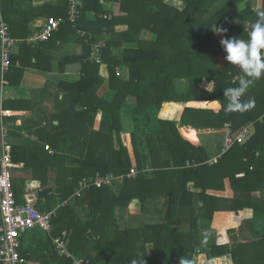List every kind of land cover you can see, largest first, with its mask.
Here are the masks:
<instances>
[{
	"label": "trees",
	"instance_id": "trees-1",
	"mask_svg": "<svg viewBox=\"0 0 264 264\" xmlns=\"http://www.w3.org/2000/svg\"><path fill=\"white\" fill-rule=\"evenodd\" d=\"M100 1L81 0L76 22L61 24L39 48L23 42L5 76L15 83L14 78L24 71L25 56L40 60L45 50L55 48L57 41L70 34H78L83 42L81 55L67 56L60 62L62 67L81 62L82 75L62 85L66 96L56 109L58 125L51 119V129L36 130L40 141L33 146L22 140L12 143L8 132L13 162L23 163L24 170L30 171L41 187H54L48 196L37 200V207L42 211L57 208L51 234L35 228L22 235L20 251L26 264H73L71 257L53 245V237L64 234L68 250L87 264H133L141 257L144 264H180L181 260L195 264L201 253L215 264H222L221 256L228 254L235 264H264V76L254 80L241 97L244 103L251 100L252 107L230 111L223 91L237 87L244 74L236 65L222 67L216 62L222 51L216 29L222 38L247 39L246 22L250 21L251 29L257 11L264 9H255L250 0L243 10L236 5L239 0H228L215 14L212 9L220 0H181L183 8L168 0H108L119 5L114 13ZM59 3L64 10L67 6L66 12L60 13L67 17L69 2ZM1 5L12 36L19 38L33 33L32 21L54 15L44 6L33 8L31 0H1ZM209 11L212 16H208ZM103 13H110L111 19L100 17ZM119 25L127 27L119 31ZM101 41L106 45L98 63L93 49ZM103 65L107 66V77L100 74ZM206 79L214 81L213 89L204 88ZM132 97L134 108H125ZM196 101H220L222 109L215 112L187 106ZM4 107L19 110L31 106L30 100L19 98L6 99ZM99 112L102 121L96 130L92 123ZM8 119L12 122L17 118ZM226 124H230L232 136L245 127L251 132L227 150L221 147L213 160L204 146L192 144L179 131L184 126L218 130ZM24 125L14 123L13 131H23ZM123 131L128 132V144L120 141L116 149L115 137L121 140ZM12 136L15 139L14 133ZM147 159L151 172L144 163ZM132 168L138 170V177L117 181L123 184L119 195L111 185L93 186L81 196L74 195L84 177L97 172L126 175ZM226 179L230 180L231 195L213 194L226 190ZM12 180L17 201L22 202L23 186L15 177ZM190 182L200 192L190 191ZM135 198L144 213L149 211V203L164 199L166 222L123 225L116 210L128 207ZM66 200L68 203L60 206ZM243 221L258 235L253 240L230 244L221 236L219 242L202 244L204 227L223 230L227 226L224 222L241 225ZM177 222L189 224L188 231H177ZM222 230L219 235H223ZM146 243H154V255L146 254L142 245Z\"/></svg>",
	"mask_w": 264,
	"mask_h": 264
},
{
	"label": "crops",
	"instance_id": "crops-1",
	"mask_svg": "<svg viewBox=\"0 0 264 264\" xmlns=\"http://www.w3.org/2000/svg\"><path fill=\"white\" fill-rule=\"evenodd\" d=\"M63 1L69 2V0H63ZM79 1L81 2V0ZM179 1L181 2V4L183 3L181 0ZM227 1L228 0H220V2H218L215 5V7L212 9L213 12L220 9L224 4L227 3ZM250 1L252 2V0ZM59 2L60 0H31V5L35 9H40L41 7L44 6L46 9L48 8V12H50L51 14H54L53 16L59 15V17L66 18V16L60 15V13L64 11L66 12L67 6L65 5V10H64V8L61 6ZM100 2L105 6L107 10L111 12H114V11L116 12L118 10L119 5L116 2H111L108 0L106 2H104V0H101ZM23 4L26 6L27 3L24 2ZM69 6H70V3H69ZM253 7L257 8V6L255 5H253ZM103 14H106V13H103ZM0 17L4 19L3 13H2L1 0H0ZM47 17H49V15L40 16L38 19L32 21V23L30 24V28L33 29V33L45 23ZM126 27L127 25H119L117 26V30L122 31L126 29ZM56 36H58V33L55 35V37ZM16 38H19V37H16ZM27 38H19V39L26 40ZM22 44H20L16 48V52H18V49L20 48ZM41 45L42 43L39 46H34V47L39 48ZM83 47L84 45H83V42L80 36L78 34L75 36L74 35L71 36L70 34L65 40L57 41L55 48H52V49L49 48L45 50V52L41 54L40 60H37L36 57H33L30 59L28 55L25 56L24 57L25 65H23L24 71L23 73L19 74L18 76L14 78L16 82L11 83L9 82V80H7V83L1 86L0 96H3L2 97L3 105L6 99L9 101L11 100L13 101L17 99L19 100V98L30 100V106H31L30 109L28 108V109L15 110L12 107H6V109H10L14 112L13 116L5 117V122L7 124L8 132L10 133V141L12 143L14 140L16 141L18 140L20 142L23 141L25 143H29L30 146H33L37 144V142L39 143L40 141L38 133L35 132L36 130L37 131L41 130L40 128L51 129L52 127L49 125V122L51 119H54V124L58 125L59 122L57 118L59 117L58 116L59 113L57 112L56 109L59 107L60 100L63 99L64 96H66L65 89L62 85L64 83L75 82L79 80L82 75V63L81 62H69V63H66L64 67L61 66L60 62L63 61L67 56L71 57L75 55H81L83 52ZM17 64L20 66L22 63L21 61H18ZM106 67H107L106 65H103L100 70V74L104 77H107V74H108ZM5 96H10V97L5 98ZM57 96H59V99ZM127 102H135V98L133 97L129 98ZM204 102L205 101L188 102L187 106H190V104H199L201 105L200 109L208 108V109H213L215 112H219L222 109V104L220 101L206 102L209 105H205ZM15 116L17 119L11 120L12 122H10L8 118H12ZM101 121H102V113L99 112L92 123L93 124L92 128L98 130L100 128ZM14 123L16 126L24 125L25 123L24 125L25 129L23 131L20 130L21 132L17 130L13 131L12 125H14ZM184 128H186V130H195L198 133L197 140H191L189 137L186 139L196 146H204L210 155L209 156L210 160H213V158H215L220 153L221 147L223 149L224 144H225V136H226L225 127L217 130V129H211V128L196 129L191 126H184V127H180L179 131H183ZM12 133H14L15 139L12 136ZM121 135H122L123 144L127 145L128 144V140H127L128 132L123 131L121 132ZM213 141L215 143H213ZM115 147L116 149L120 148V145L117 146L115 142ZM76 165L77 164H75V166ZM13 174H14L15 179L17 180L19 178L25 179V184L22 187L23 191L19 197L21 201H23V195H24V192L27 186L33 183L37 185L39 184L41 185V182H39L38 180L32 179V175L30 171L24 170L23 163L18 164V167L15 168ZM54 175H55V172L51 171L50 176L54 178ZM243 175L244 174L242 173L239 176H243ZM225 182H226L225 183L226 190L220 191V192L216 191V193H213V194H217L218 196H230L232 192L230 180L226 179ZM116 183L112 184L111 186H112L114 193L116 195H119L122 191L123 184H120V183L116 184ZM50 186L53 187L52 185ZM189 189L192 192H196V193L200 192V189L195 188L194 183L192 182L189 183ZM136 200H139V199L137 198L133 199L134 202ZM155 203L156 201H153L148 204L150 209L147 213L143 212L141 205L139 208L138 204L135 205V203L134 204L131 203L128 207L117 208L116 214L119 220L122 222V224L128 227H139L147 223L160 224L165 221V217L162 211L163 209L162 208L156 209L154 206ZM177 223L175 224V227ZM204 229H206V227H204L202 231ZM145 246L147 248V250L145 248L146 254H149V255L155 254L156 251H155L154 243H146ZM204 255L206 254L204 253Z\"/></svg>",
	"mask_w": 264,
	"mask_h": 264
},
{
	"label": "built area",
	"instance_id": "built-area-1",
	"mask_svg": "<svg viewBox=\"0 0 264 264\" xmlns=\"http://www.w3.org/2000/svg\"><path fill=\"white\" fill-rule=\"evenodd\" d=\"M69 3L68 17H47L45 23L26 40L12 36L9 24L0 17V88L7 83L5 76L12 65L15 48L25 41L33 46H39L41 43L49 41L55 32L59 31L61 24L67 21L76 22L80 17L82 3L79 0H69ZM92 15H96V13H92ZM100 17L111 19L108 14H100ZM82 34L84 33L82 32ZM105 45L106 42L101 41L94 46L93 57L98 63L101 62L99 53ZM2 97L0 96V262L4 264H26L27 260L20 251L22 235L35 228L51 234L54 229L52 220L57 214V208L51 211H42L37 207L40 184L33 183L27 186L23 201H17L13 187L14 174L12 170L18 167V164L12 160V145L7 140L8 128L5 122V117L13 116L14 112L4 108ZM226 127L229 132V124ZM250 132V127L243 128L235 136H232L229 132L223 150H227L236 142L244 141ZM45 148L50 152L53 151L49 144H46ZM137 174L138 170L135 168H132L126 175H115L113 173L104 175L97 172L94 176L82 178L74 195L81 196L85 190L93 186L112 185L115 181L123 182L126 178H135ZM67 203L66 200L60 206L63 207ZM53 245L61 254L71 257L74 261L73 264H87L83 259L75 257L68 250V239L65 234L53 237Z\"/></svg>",
	"mask_w": 264,
	"mask_h": 264
},
{
	"label": "clouds",
	"instance_id": "clouds-1",
	"mask_svg": "<svg viewBox=\"0 0 264 264\" xmlns=\"http://www.w3.org/2000/svg\"><path fill=\"white\" fill-rule=\"evenodd\" d=\"M256 15L257 20L251 25L247 39H241L237 36L222 38L220 41L225 52V60L238 66L244 74L237 87H229L223 91V95L228 100L227 110L230 111H243L252 107L253 102L251 100L244 103L241 101V97L254 80L264 76V11H257ZM226 125L225 128L228 131ZM133 264H144V260L141 257L139 261L134 260ZM180 264H188V262L181 260Z\"/></svg>",
	"mask_w": 264,
	"mask_h": 264
},
{
	"label": "rangeland",
	"instance_id": "rangeland-1",
	"mask_svg": "<svg viewBox=\"0 0 264 264\" xmlns=\"http://www.w3.org/2000/svg\"><path fill=\"white\" fill-rule=\"evenodd\" d=\"M246 1L247 0H239L238 3H236L237 7L240 10H243V9L247 8ZM168 2H170L172 4H176L180 8H183L184 7V4L183 3L180 4L176 0H168ZM253 5L257 6V8H260V9L263 8L264 9V0H252V6ZM257 8H255V9H257ZM216 12L217 11L213 12V10H212V13L213 14H215ZM212 15H211V12L209 11L208 16H212ZM249 22H250L249 20L246 22V24H247L246 26L247 27H245L246 28V31H248V33L251 30L250 27H249V25H250ZM216 28L217 27H215V29ZM216 31H217L218 37H220L222 39V37L218 33V30L217 29H216ZM224 57H225V52H224L223 46H222V51H221V53L216 58V62L220 66H222V67L223 66H227L229 64V62H227ZM203 85H204V88L211 90L214 87V81L213 80L206 79V80H204ZM103 92H104V89H103L102 93ZM6 97L9 98L10 96H5V98ZM135 104H136L135 102H126L125 108L132 109V108H134ZM205 105H209V104L208 103H205ZM190 106L191 107H195V108H200L201 105H199V104H190ZM184 129H186V128H184ZM180 132H181V135L185 139L188 138V136H186L184 134V130H183V132L182 131H180ZM120 136H121L120 137L121 140L119 139V137H117V136L115 137V142H116V145L117 146H119L120 145V141H122V135H120ZM220 137H222V136H220ZM213 143H215V142L213 141ZM144 153L146 154L147 153V150L146 151L144 150ZM144 163L146 164V166H148L147 167L148 168L147 171L148 172H151L152 169L150 168V160L147 159L146 162H144ZM14 170L15 169L12 170L13 173H14ZM23 180L24 179H21V178L18 179L19 186H23V184H24V181ZM131 203H133V204L135 203V205L138 204L139 205L138 207L140 208V201L139 200H136L135 202L132 201ZM164 203H165V200L164 199H159V200L156 201V203L154 204V206H155L156 209H160V208L163 209ZM164 222H166V221H164ZM224 224H227V226H231V227H228L227 228V226H226L223 230L222 229H219V230H222L223 235H219V233H218L219 230L216 229L215 226H214L215 228H213L214 230L212 228H206V229H204L202 231V233H201L202 234V238H201L202 244L203 245H208L211 242H219L220 241L219 239L221 238V236L224 239V241H229L230 244H233V243L236 244V243H243V242L251 241V240H253L254 238H256L258 236L255 232H253L251 230V226L249 225L250 223L248 224V223H246V222L243 221V223L241 225H239V224H237V225L236 224L235 225H230V223L228 224L227 222L226 223L224 222ZM175 229L177 231H182V232L188 231L189 224H187L185 222H178L177 225H176V227H175ZM223 239L221 241H223ZM142 245L145 246V244H142ZM145 248H146V246H145ZM146 250H147V248H146ZM196 257L197 258H196L195 264H204L207 261H209V264H215V262H213V261H215L214 259H209L208 260V258L206 257V255H204L202 253L199 254ZM220 259H222V261H221L222 264H235L236 263V261L234 260V258L230 254L221 256Z\"/></svg>",
	"mask_w": 264,
	"mask_h": 264
},
{
	"label": "water",
	"instance_id": "water-1",
	"mask_svg": "<svg viewBox=\"0 0 264 264\" xmlns=\"http://www.w3.org/2000/svg\"><path fill=\"white\" fill-rule=\"evenodd\" d=\"M54 190L53 187H43L38 190V198L39 199H44L50 192Z\"/></svg>",
	"mask_w": 264,
	"mask_h": 264
},
{
	"label": "bare ground",
	"instance_id": "bare-ground-1",
	"mask_svg": "<svg viewBox=\"0 0 264 264\" xmlns=\"http://www.w3.org/2000/svg\"><path fill=\"white\" fill-rule=\"evenodd\" d=\"M184 134L186 136H188L191 140H197V132L195 130H186V129H184Z\"/></svg>",
	"mask_w": 264,
	"mask_h": 264
}]
</instances>
